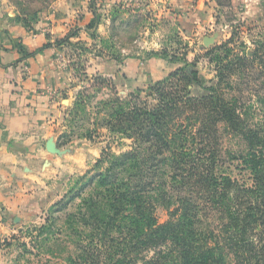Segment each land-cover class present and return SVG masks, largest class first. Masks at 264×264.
<instances>
[{
	"label": "rangeland",
	"instance_id": "rangeland-1",
	"mask_svg": "<svg viewBox=\"0 0 264 264\" xmlns=\"http://www.w3.org/2000/svg\"><path fill=\"white\" fill-rule=\"evenodd\" d=\"M243 1L220 0L215 11L200 17L190 2L187 7H179L180 2L170 0H142L137 11L119 9L111 13L114 23L111 41L100 45L107 57L104 60L107 63L114 60L115 73L95 72L89 51L84 57L73 54L67 65L71 67L77 90L71 105L55 109V140L49 143L53 145V162L51 165L48 162L46 167L36 163L32 166L36 170L30 172L29 177H22L21 187H16V196L21 195L20 204L14 212L0 218L4 224L0 231V264H86L85 243L91 241L93 235L84 226L81 212L83 200L95 190V186H87L88 179L105 170L106 165H98V161L109 146L113 154L119 155L133 143L132 139H113L106 128L94 132V138L84 137L87 130L94 131L109 111L101 102L112 99L116 93L125 98L138 90L146 96L150 85L191 66L207 85H213L219 61L206 55L209 50L227 43L230 51L222 55L229 61L236 55H251L258 44L264 42V0H252L244 5ZM206 16L212 23L203 22ZM261 53L264 58V52ZM67 54L72 55V50ZM153 58L165 64L161 77L152 75L155 69H161L150 64ZM127 63L138 64V67L131 68ZM258 64L255 71L240 68L227 75L223 92L227 100L238 101L237 109L245 131L253 129L264 140V74ZM261 65L264 71V63ZM125 67L131 73H123ZM95 74H100L104 82L82 96L81 100L86 99L85 105L74 108L79 92L90 86ZM189 91L195 95L201 90L191 86ZM184 124L197 134L189 146L193 155H201L206 163L214 156L215 173L231 178L234 189L253 186L251 172L244 162L250 147L242 134L231 130L224 122L217 124L213 134L206 135H198V123ZM84 186V192L79 194ZM156 216L160 223L169 218L163 202L157 204ZM203 220V227L209 226L215 231L221 227L216 217L204 216ZM93 253H96L95 247ZM231 259L227 256L228 264ZM100 263L113 264L114 259L102 255L98 258Z\"/></svg>",
	"mask_w": 264,
	"mask_h": 264
},
{
	"label": "trees",
	"instance_id": "trees-1",
	"mask_svg": "<svg viewBox=\"0 0 264 264\" xmlns=\"http://www.w3.org/2000/svg\"><path fill=\"white\" fill-rule=\"evenodd\" d=\"M226 51L223 43L206 53L219 61L213 85L191 66L150 85L146 96L138 90L101 102L109 111L84 137L106 128L113 139L133 143L119 155L109 146L98 161L105 170L88 179L95 190L81 212L93 235L85 243L86 264H98L102 255L113 264H228L227 256L231 264H264V140L253 129L245 131L238 101L223 92L225 77L240 68L252 72L259 63L264 74V42L251 55L229 61L222 55ZM90 81L74 108L85 105L82 96L104 79L95 74ZM191 86L201 91L191 95ZM185 122L198 123V135L213 134L219 122L242 134L250 147L244 162L253 186L234 189L231 178L215 173L214 156L206 163L193 155L189 146L197 134ZM160 202L169 215L163 223L156 216ZM204 216L216 217L220 229L203 227Z\"/></svg>",
	"mask_w": 264,
	"mask_h": 264
},
{
	"label": "crops",
	"instance_id": "crops-1",
	"mask_svg": "<svg viewBox=\"0 0 264 264\" xmlns=\"http://www.w3.org/2000/svg\"><path fill=\"white\" fill-rule=\"evenodd\" d=\"M141 1L0 0V218L20 204L15 189L36 170L32 166L53 162L48 144L55 140V109L71 105L77 90L67 63L73 54L84 57L89 51L95 72L115 73L114 60H104L100 45L111 41V13L137 11ZM192 1L170 0L180 2L179 7L190 2L200 17L217 7L216 0ZM206 17L203 22L212 23ZM70 49L72 55L67 54ZM150 64L161 67L153 77L164 74L160 59L153 58ZM3 225L0 219V231Z\"/></svg>",
	"mask_w": 264,
	"mask_h": 264
},
{
	"label": "water",
	"instance_id": "water-1",
	"mask_svg": "<svg viewBox=\"0 0 264 264\" xmlns=\"http://www.w3.org/2000/svg\"><path fill=\"white\" fill-rule=\"evenodd\" d=\"M190 69H191V67H190ZM48 147H49V150L52 151V149H53V145H49V144H48Z\"/></svg>",
	"mask_w": 264,
	"mask_h": 264
}]
</instances>
